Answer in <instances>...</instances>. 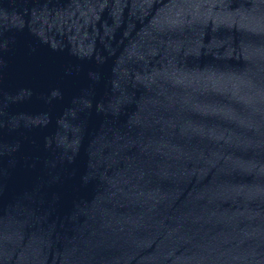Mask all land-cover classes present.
<instances>
[{
  "label": "water",
  "instance_id": "obj_1",
  "mask_svg": "<svg viewBox=\"0 0 264 264\" xmlns=\"http://www.w3.org/2000/svg\"><path fill=\"white\" fill-rule=\"evenodd\" d=\"M0 264H264V0H0Z\"/></svg>",
  "mask_w": 264,
  "mask_h": 264
}]
</instances>
